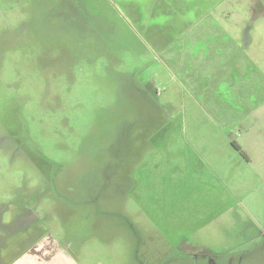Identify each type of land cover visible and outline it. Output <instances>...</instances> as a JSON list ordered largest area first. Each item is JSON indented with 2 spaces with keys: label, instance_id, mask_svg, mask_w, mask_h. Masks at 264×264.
<instances>
[{
  "label": "rangeland",
  "instance_id": "obj_1",
  "mask_svg": "<svg viewBox=\"0 0 264 264\" xmlns=\"http://www.w3.org/2000/svg\"><path fill=\"white\" fill-rule=\"evenodd\" d=\"M44 235L264 264V0H0L2 261Z\"/></svg>",
  "mask_w": 264,
  "mask_h": 264
},
{
  "label": "crops",
  "instance_id": "obj_2",
  "mask_svg": "<svg viewBox=\"0 0 264 264\" xmlns=\"http://www.w3.org/2000/svg\"><path fill=\"white\" fill-rule=\"evenodd\" d=\"M70 248L60 245L54 237H41L1 264H84Z\"/></svg>",
  "mask_w": 264,
  "mask_h": 264
},
{
  "label": "flooded vegetation",
  "instance_id": "obj_3",
  "mask_svg": "<svg viewBox=\"0 0 264 264\" xmlns=\"http://www.w3.org/2000/svg\"><path fill=\"white\" fill-rule=\"evenodd\" d=\"M134 227V226H133ZM41 237H46V235H44V236H41ZM40 237V238H41ZM1 240V239H0ZM145 253H146V255H148V252H147V250L145 251ZM1 262H3L2 260L0 261V264H1Z\"/></svg>",
  "mask_w": 264,
  "mask_h": 264
}]
</instances>
